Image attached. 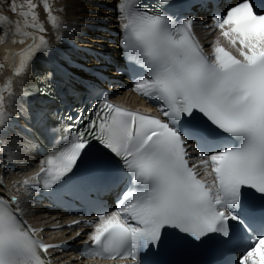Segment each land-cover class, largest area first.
<instances>
[{"label":"snow or ice","instance_id":"snow-or-ice-1","mask_svg":"<svg viewBox=\"0 0 264 264\" xmlns=\"http://www.w3.org/2000/svg\"><path fill=\"white\" fill-rule=\"evenodd\" d=\"M160 3L140 10L137 0H120L118 9L123 53L143 70L135 88L162 102L165 119L104 99L94 116L68 117L87 123L71 130L22 187L27 193L35 186L51 191L74 178L95 183L106 177L111 154L119 158L128 190L115 211L92 222L88 255L147 264L148 254L173 242L171 229L196 242L215 236L222 244L233 243L239 233L238 264H264V210L256 213L249 204L253 195L264 199V14L254 10L251 0H242L216 19L239 58L219 44L210 58L191 32L192 19L181 22L167 11L170 0ZM27 8L20 12L24 26L43 32L37 5L27 0ZM44 10L58 29L60 21L47 0ZM15 32L29 35L18 26ZM41 51H48L43 35L19 54L15 74L28 69ZM39 91L47 94L46 88ZM12 119L0 96V152L8 150L3 137ZM187 141L207 157L200 163L211 168L206 173L214 175L211 184L197 178L195 165L189 166ZM25 147L18 143L19 151ZM15 155H9V162ZM82 164L87 167L77 176ZM19 204L16 195H0V264H48L45 255L60 245L37 239L38 230L20 219Z\"/></svg>","mask_w":264,"mask_h":264},{"label":"bare ground","instance_id":"bare-ground-1","mask_svg":"<svg viewBox=\"0 0 264 264\" xmlns=\"http://www.w3.org/2000/svg\"><path fill=\"white\" fill-rule=\"evenodd\" d=\"M118 1L120 2V0H58L59 6L54 4V7L59 10L58 12L61 15V17L59 15L60 18H58L60 27L49 39H46L48 42V51L38 52L30 62L28 69L20 75L15 74V69L20 63L19 54L27 50L34 43H38L40 35L37 33L32 34V31H28L24 26V22L20 21L22 20L20 18V22L17 24L14 22L11 23L9 20H7L8 22H3L4 27L2 26L3 30L0 32V75L2 74L0 77V96L3 97L5 111L11 116L17 111V107L21 102L20 97L22 96L19 95V97L15 93V90H24L25 81L28 77L32 76L33 71H35L37 67L52 65L58 69L59 66H68L72 63L74 57L71 59L65 56V53L79 55V47L82 46V44L79 43H82V41L85 44L89 42L94 43V41L99 43V40L96 38H91L92 33L90 31L95 27L102 26L101 23L103 20L110 17V13H108L106 9L118 5ZM22 2L24 1L22 0ZM0 9L2 10V8ZM41 11L46 15L44 8H42ZM16 26L20 28L21 33L27 32L29 35L23 36L20 33H16ZM81 33H83V35H80ZM87 34H89V36ZM74 37H78L82 41L74 42L72 41ZM198 37L203 44H207L209 41L205 33H198ZM21 40L23 41L22 43L20 42ZM69 43L74 47L69 49ZM8 84H10V89L5 88V85ZM26 94L27 89L25 95ZM29 94L33 97L31 90ZM121 101L130 108L145 106L143 102L134 95H130L126 100L121 99ZM21 124L24 125L25 122L21 121ZM3 140L8 150L0 152V195L5 198L16 195L17 199L20 201L19 208L25 218L33 227L39 229L48 223V217L39 215L40 209L32 208L31 201L21 192L20 180L27 171H24L23 168L19 166L17 155L11 160L13 162H9L8 160L9 155H12L14 152L13 149H17L14 144V139L5 136ZM46 238L53 240L58 239L55 234H49ZM72 261V258L69 256L59 255L54 258V264H73ZM82 264L97 263L84 262Z\"/></svg>","mask_w":264,"mask_h":264},{"label":"rangeland","instance_id":"rangeland-1","mask_svg":"<svg viewBox=\"0 0 264 264\" xmlns=\"http://www.w3.org/2000/svg\"><path fill=\"white\" fill-rule=\"evenodd\" d=\"M20 1V2H19ZM24 2H22V0H0V8H2V10L0 9V16L2 17H6L5 20H0V32L3 30L2 26L4 27V23L8 22L7 20H9L11 23H18L20 21L24 22V18L20 16V12L22 11H28L27 8V0H23ZM44 1V2H43ZM58 0H47V4L49 5L50 9L52 10V15L60 18L61 15L59 14V10L55 9L54 4L58 5ZM6 2V3H5ZM33 3H35L37 5V8L35 9L36 13H37V23L43 25V27H45L43 32H40L38 29H33L31 27H25L28 31H32V34H39L40 36L43 35L45 40L49 39V37L52 36V34H54L56 32L57 29L54 30L52 24L48 21L47 18V13L46 15L41 11L42 8H44V3L45 0H34L32 1ZM39 2V4H38ZM6 4V5H5ZM12 6V7H11ZM13 6H15L16 11H12ZM52 6V8H51ZM59 6V5H58ZM20 11V12H19ZM42 14V15H41ZM60 15V17H59ZM45 20H44V17ZM22 20H20V19ZM43 19V20H42ZM20 20V21H19ZM30 20V17H29ZM47 21V22H46ZM4 22V23H3ZM3 24V25H2ZM59 29V28H58ZM1 34V33H0ZM56 36V34H55ZM2 75V74H1ZM0 75V77H1Z\"/></svg>","mask_w":264,"mask_h":264}]
</instances>
